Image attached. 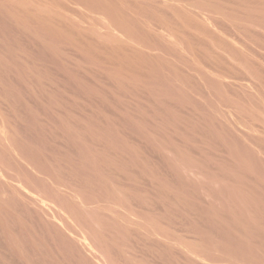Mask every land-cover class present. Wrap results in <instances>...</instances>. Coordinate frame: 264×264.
<instances>
[{
  "label": "rangeland",
  "instance_id": "374dc122",
  "mask_svg": "<svg viewBox=\"0 0 264 264\" xmlns=\"http://www.w3.org/2000/svg\"><path fill=\"white\" fill-rule=\"evenodd\" d=\"M263 4L0 0V264H264Z\"/></svg>",
  "mask_w": 264,
  "mask_h": 264
},
{
  "label": "bare ground",
  "instance_id": "6f19581e",
  "mask_svg": "<svg viewBox=\"0 0 264 264\" xmlns=\"http://www.w3.org/2000/svg\"><path fill=\"white\" fill-rule=\"evenodd\" d=\"M261 1V0H260ZM233 2V1H232ZM263 2V1H262ZM256 3V2H255ZM231 4V3H230ZM264 5V4H263ZM219 6V5H218ZM258 7V6H257ZM257 13V12H256ZM214 25V24H213ZM220 25V24H219ZM251 29V28H250ZM218 30V29H217ZM224 34V33H223ZM208 35V34H207ZM213 40V39H212ZM157 50V49H156ZM116 57V56H115ZM249 58V57H248ZM244 79V78H243ZM250 81V80H249ZM258 82V81H257ZM251 143V142H250Z\"/></svg>",
  "mask_w": 264,
  "mask_h": 264
}]
</instances>
